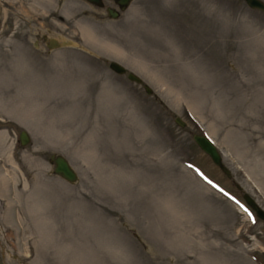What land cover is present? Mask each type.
<instances>
[{"label": "rangeland", "instance_id": "1", "mask_svg": "<svg viewBox=\"0 0 264 264\" xmlns=\"http://www.w3.org/2000/svg\"><path fill=\"white\" fill-rule=\"evenodd\" d=\"M102 1L0 0V264H264V13Z\"/></svg>", "mask_w": 264, "mask_h": 264}, {"label": "water", "instance_id": "2", "mask_svg": "<svg viewBox=\"0 0 264 264\" xmlns=\"http://www.w3.org/2000/svg\"><path fill=\"white\" fill-rule=\"evenodd\" d=\"M85 2L92 4L96 7H102L103 1L102 0H84ZM118 8L115 10L111 7H105V12L107 16L111 19H115L119 15V11L125 10L131 0H111ZM245 4L251 8L264 13V2L262 0H243ZM70 43L67 41H61L60 44L55 42L54 40L50 39L48 48L51 47H58L60 45H69ZM108 67L115 73L120 75H125L127 80L141 86L143 90L147 93H151V89L143 83V81L134 73L126 71V69L121 66L120 64L110 61ZM174 122L179 126L183 127L184 123L179 118H174ZM193 142L197 145V147L208 156L210 161L213 165H215L226 177L230 176L228 169L224 166L222 162V158L214 144L208 139L206 136L202 134H192L191 136ZM17 141L19 145L24 146L29 142L28 134L25 131H20L18 133ZM49 161L53 165L52 172L53 174L57 175L61 179L65 180L68 183H74L77 180V174L73 167L69 164V162L61 155L58 154H51L49 156ZM243 201L245 204L250 208L253 212L255 217L262 221H264V210L257 206L253 200L247 196H242Z\"/></svg>", "mask_w": 264, "mask_h": 264}, {"label": "bare ground", "instance_id": "3", "mask_svg": "<svg viewBox=\"0 0 264 264\" xmlns=\"http://www.w3.org/2000/svg\"><path fill=\"white\" fill-rule=\"evenodd\" d=\"M85 35H86V36H91L89 33H86V32H85ZM22 116L24 117V115H22ZM26 116H27V115H26ZM208 139H209V138H208ZM212 143H213V142H212ZM214 146H215V145H214ZM215 147H216V146H215ZM216 149H217V148H216ZM220 155H221V154H220ZM221 156H222V155H221Z\"/></svg>", "mask_w": 264, "mask_h": 264}]
</instances>
